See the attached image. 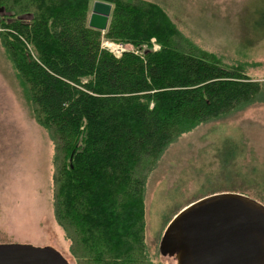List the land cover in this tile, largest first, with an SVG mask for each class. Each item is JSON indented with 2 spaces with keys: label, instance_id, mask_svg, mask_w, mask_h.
Segmentation results:
<instances>
[{
  "label": "trees",
  "instance_id": "1",
  "mask_svg": "<svg viewBox=\"0 0 264 264\" xmlns=\"http://www.w3.org/2000/svg\"><path fill=\"white\" fill-rule=\"evenodd\" d=\"M93 1L0 0V43L52 142L54 216L77 264H156L142 229L157 158L196 124L263 97L264 81L197 47L148 0H98L110 16L91 28ZM102 38L149 48L116 57Z\"/></svg>",
  "mask_w": 264,
  "mask_h": 264
},
{
  "label": "rangeland",
  "instance_id": "2",
  "mask_svg": "<svg viewBox=\"0 0 264 264\" xmlns=\"http://www.w3.org/2000/svg\"><path fill=\"white\" fill-rule=\"evenodd\" d=\"M148 1L223 65L241 64L250 80L264 81V29L254 26L264 0ZM101 43L115 56L120 47L136 53L149 48ZM151 46L158 50L154 39ZM52 155L48 133L36 122L0 43V243L52 246L77 264L54 216ZM228 191L264 199V96L177 135L157 158L143 191V243L151 261L176 264L158 251L174 214L202 196Z\"/></svg>",
  "mask_w": 264,
  "mask_h": 264
},
{
  "label": "water",
  "instance_id": "3",
  "mask_svg": "<svg viewBox=\"0 0 264 264\" xmlns=\"http://www.w3.org/2000/svg\"><path fill=\"white\" fill-rule=\"evenodd\" d=\"M110 11V3L93 1L88 26L103 32ZM158 251L176 264H264V203L229 191L200 197L173 215ZM0 264L69 263L52 246L0 243Z\"/></svg>",
  "mask_w": 264,
  "mask_h": 264
},
{
  "label": "built area",
  "instance_id": "4",
  "mask_svg": "<svg viewBox=\"0 0 264 264\" xmlns=\"http://www.w3.org/2000/svg\"><path fill=\"white\" fill-rule=\"evenodd\" d=\"M101 45H102V44H101ZM123 51H125V49L122 48V47H120L119 52L116 54V57H118L117 55H120Z\"/></svg>",
  "mask_w": 264,
  "mask_h": 264
},
{
  "label": "bare ground",
  "instance_id": "5",
  "mask_svg": "<svg viewBox=\"0 0 264 264\" xmlns=\"http://www.w3.org/2000/svg\"><path fill=\"white\" fill-rule=\"evenodd\" d=\"M111 45L109 42H108V46ZM117 49V48H116Z\"/></svg>",
  "mask_w": 264,
  "mask_h": 264
}]
</instances>
